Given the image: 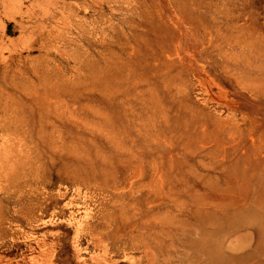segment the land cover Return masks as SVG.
<instances>
[{
	"label": "rangeland",
	"instance_id": "374dc122",
	"mask_svg": "<svg viewBox=\"0 0 264 264\" xmlns=\"http://www.w3.org/2000/svg\"><path fill=\"white\" fill-rule=\"evenodd\" d=\"M250 210L264 264V0H0V264H224Z\"/></svg>",
	"mask_w": 264,
	"mask_h": 264
},
{
	"label": "bare ground",
	"instance_id": "6f19581e",
	"mask_svg": "<svg viewBox=\"0 0 264 264\" xmlns=\"http://www.w3.org/2000/svg\"><path fill=\"white\" fill-rule=\"evenodd\" d=\"M262 219H263V215H260V213H254L252 210L244 213L242 216H240V218L236 222H234L235 221L234 220L231 222H227L225 224V221L223 219H219V218L213 219L212 218V221L216 220L215 222L218 223V229L216 231L209 232L208 234H206L204 238H201L198 241H191L187 243V246L191 248L192 247L195 248L197 252L191 258L198 259L201 257H205L213 261L218 260L220 262H223L224 264H244L246 260L252 259L251 255H248L246 257L245 255L244 256L241 255L242 258L240 256H238L237 258H234V257H230L229 255L225 256L221 254V252H219L221 244H222V234L224 233V231L226 235L230 234L236 229H240L243 226L244 227L248 226L249 224L253 222L260 223ZM240 247H241L240 245H235V248L238 250L240 249ZM185 257L186 256L182 258H185Z\"/></svg>",
	"mask_w": 264,
	"mask_h": 264
}]
</instances>
